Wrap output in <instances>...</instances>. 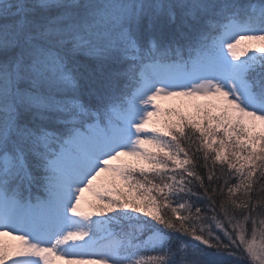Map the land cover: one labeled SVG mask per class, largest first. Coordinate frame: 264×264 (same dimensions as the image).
<instances>
[{
    "label": "snow or ice",
    "instance_id": "snow-or-ice-1",
    "mask_svg": "<svg viewBox=\"0 0 264 264\" xmlns=\"http://www.w3.org/2000/svg\"><path fill=\"white\" fill-rule=\"evenodd\" d=\"M0 229V264H264V0H0Z\"/></svg>",
    "mask_w": 264,
    "mask_h": 264
},
{
    "label": "rangeland",
    "instance_id": "rangeland-1",
    "mask_svg": "<svg viewBox=\"0 0 264 264\" xmlns=\"http://www.w3.org/2000/svg\"><path fill=\"white\" fill-rule=\"evenodd\" d=\"M157 103L160 105L161 112L158 116L154 117L153 119L160 121V123L156 125V127H160V126H162V124L165 120L175 119V117L166 115L164 110L171 109V108H182L185 105L191 104L192 101H189L187 98H173V99L161 98L160 100L157 101ZM187 111L191 112L194 110L187 109ZM146 147H150V146H146ZM125 159H127V158H125ZM83 195H84V198L86 201L94 199L92 193H90V192H85ZM136 195L137 194H136L135 190L128 192V197L130 199L136 198ZM149 210L151 211L152 209L150 208ZM138 215H140L141 218H143L142 214H138ZM0 231H3V230L0 229ZM13 235H19V233H14ZM0 240H3L5 245H16L19 243L17 240L13 239L12 235H5L3 237H0ZM58 264H64V262L61 261V262H58Z\"/></svg>",
    "mask_w": 264,
    "mask_h": 264
},
{
    "label": "trees",
    "instance_id": "trees-1",
    "mask_svg": "<svg viewBox=\"0 0 264 264\" xmlns=\"http://www.w3.org/2000/svg\"><path fill=\"white\" fill-rule=\"evenodd\" d=\"M142 219H148V218H146V217H143Z\"/></svg>",
    "mask_w": 264,
    "mask_h": 264
}]
</instances>
